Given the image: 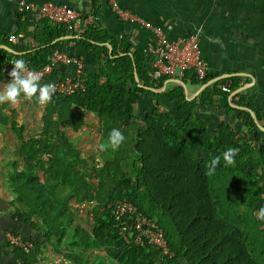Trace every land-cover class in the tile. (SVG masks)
I'll return each mask as SVG.
<instances>
[{
    "label": "trees",
    "instance_id": "obj_1",
    "mask_svg": "<svg viewBox=\"0 0 264 264\" xmlns=\"http://www.w3.org/2000/svg\"><path fill=\"white\" fill-rule=\"evenodd\" d=\"M22 14L15 12L17 31L22 28ZM67 34L77 35L73 42L79 50L99 58L100 73L85 72L81 91H55L43 105L39 132L24 137L22 125L10 121L19 141V160L3 161L1 175L20 205L13 209L16 221L38 228L46 239L71 226L68 248L85 252L83 256L73 252L76 264L87 260L96 264L95 259L101 264H264V221L258 219L264 207V130L259 128L264 127V114L238 93L227 99L235 82L204 86L191 98L177 84L154 91L167 77L151 78L142 53L126 37L95 25L76 33L45 18L35 21L32 45L6 39L8 34L0 29V78L6 75L1 66L9 61L22 59L29 69L42 66L52 51L63 50L69 39L60 37ZM105 42L108 48L102 45ZM64 73L58 63L41 83ZM181 80L184 84L205 81H196L189 72ZM138 94L158 96L141 117L133 110ZM197 102L215 108H230L229 102L241 106L235 110L245 130L237 132L220 121L209 134L204 121L191 114ZM80 110L97 116L99 144L107 141L113 128L125 137L115 151L102 152V164L88 165L59 129L64 124L76 130L83 122ZM229 147L239 150L233 165L223 160ZM218 156L215 172L206 174ZM71 198L93 203L88 232L72 223ZM121 201L155 222L165 252L131 240L132 214L114 211ZM21 236L34 248L39 244ZM11 246L17 260L30 264V249Z\"/></svg>",
    "mask_w": 264,
    "mask_h": 264
},
{
    "label": "crops",
    "instance_id": "obj_2",
    "mask_svg": "<svg viewBox=\"0 0 264 264\" xmlns=\"http://www.w3.org/2000/svg\"><path fill=\"white\" fill-rule=\"evenodd\" d=\"M17 1L0 0V29H4L8 36H12L11 41L17 42L20 45H32V33L37 19L35 11L33 9L23 11L20 20L22 28L17 31L18 25L14 18L15 12L18 10ZM24 1L34 4L44 1L62 3L74 10L80 11L84 21L80 25L79 32L85 26L95 25L97 29H105L118 38L126 37L142 53L147 68L156 53L153 34L134 20L124 21L117 18L109 7V0ZM112 1H115L120 7L129 10L138 18L153 25H158L163 35L168 39L194 33L197 38L200 55L205 64L206 81L209 82L207 86L210 88L212 84H215L224 87L229 82H235L236 86H229L232 89L227 95V99L229 100L230 96L234 95V93H238L239 96H243L250 102L259 113L264 114V0ZM60 38L61 40L69 39V41L63 44L62 49L66 52L76 53L82 58L84 72L100 73L99 65L101 62L99 58L89 53H84L75 46L73 39L77 38V35L72 36L67 34ZM102 45L107 48L109 47L106 42ZM60 66H62L64 74H71L73 72L74 66L71 63L60 64ZM10 79V76L7 75L0 78V90H3L5 84L10 82ZM170 82V85L174 84L172 81ZM165 84L167 86V82L163 86ZM185 88L186 98L196 95L198 93L197 90H199L192 83L189 85L185 84ZM138 101H141L140 98H137L133 104L134 113L138 106ZM32 103H35L32 99L26 100L21 95L15 105L4 103L6 105L5 108L4 104H0V113L2 111L7 114L9 113L5 115L2 112L0 118L3 117L2 120L5 124L8 121L10 123L11 120L17 123L16 120L22 119V116L26 114L27 105L32 106ZM229 105L230 108L212 107L216 111V114L213 115L215 120H225V115H235L238 117V111L235 109H241V106L234 107L232 102H229ZM1 108L4 109L1 111ZM242 109L247 111L246 108ZM79 112L82 114L83 122L76 130L68 127L73 133L81 126L87 125L89 119H93V113L83 110ZM10 114H15L16 117L14 119L10 118ZM4 116H7V118L4 119ZM96 120L97 123L95 125H97L98 130V118ZM239 120L243 122L242 117L236 119L237 123ZM241 122L238 124H241ZM13 135L15 136L14 133ZM11 142L13 140L7 141L4 139L0 141V149H2L0 152L1 163L17 159L15 147H17L19 141L17 140L14 143V151L11 148ZM0 168L2 169V167ZM2 188L4 189V195L3 199L0 200V264H11L16 259L12 246L3 236V232L8 229H13L21 235L29 237L34 242L39 241V244L35 248L31 244L28 248L31 251L29 255L31 257L30 264H76L72 256L73 252H77L79 256L81 254L83 256L85 252L83 251L82 253V249L75 247L69 249L62 245V242L59 243L57 239L62 234L58 237L46 239L42 237L38 228L30 227L22 221H16L13 210L6 209L8 206L11 207V199L7 188ZM12 204L19 208L16 202H12ZM70 209L72 211V223H74V220L77 222L80 217L74 213L72 205ZM92 252L100 251L92 250ZM84 264H90V262L87 260Z\"/></svg>",
    "mask_w": 264,
    "mask_h": 264
},
{
    "label": "built area",
    "instance_id": "obj_3",
    "mask_svg": "<svg viewBox=\"0 0 264 264\" xmlns=\"http://www.w3.org/2000/svg\"><path fill=\"white\" fill-rule=\"evenodd\" d=\"M108 4L117 18L124 21L134 20L153 34L156 53L151 59V62H149L147 68L151 78L158 79L161 77H168L167 79H164L162 83L172 81L174 84L181 85V77L184 76L186 72H189L198 82L204 79L206 74L205 64L200 55L197 38L194 33H189L185 36L174 39H168L163 35L161 28L158 25H153L138 18L129 10L120 7L115 1L109 0ZM17 5L23 10L33 9L37 18H45L53 24H63L67 30L72 29L76 33L80 30V25L82 23L81 13L68 5L52 3L49 1L34 4L24 0H18ZM11 38V35L7 37L9 40ZM58 63L73 64V72L71 74H65L63 77H51L44 82L54 84L56 91L64 94L83 90V77L85 72L83 71L82 58L80 56L71 55L65 50L52 51L48 57V62L36 69L27 68L30 71L38 72L42 78H45ZM13 67L12 61H9L1 66V71L9 76ZM134 208L135 207L132 204L124 201H121L114 206L116 214H124L125 212L132 214V228H134V232L131 240L138 245L147 243L155 247H161L162 252H165V241L162 237V231L160 228L152 219L139 214ZM3 236L9 244L18 246L25 252L30 246V242L23 238L19 233H13L6 230L3 232ZM12 264L26 263L20 259H16Z\"/></svg>",
    "mask_w": 264,
    "mask_h": 264
},
{
    "label": "rangeland",
    "instance_id": "obj_4",
    "mask_svg": "<svg viewBox=\"0 0 264 264\" xmlns=\"http://www.w3.org/2000/svg\"><path fill=\"white\" fill-rule=\"evenodd\" d=\"M81 19H82V21H84L83 15H82ZM167 84H168L167 86H169L171 84V82L168 81ZM186 85H189V83H186ZM181 87L183 88L182 85H181ZM197 92H198V90H197ZM184 94H185V92H184ZM146 96L147 97L142 96V94L137 95V98H140V100H141V101H138V104H137L138 106L135 109V115L138 117H141L143 115V112H144L143 110L150 107L152 105L153 101H155L158 98V96H156V95H154V96L146 95ZM212 99H215V96H213ZM5 108H6V105H5ZM42 108H43V105H40L38 102H35L34 104L32 103V106L27 105V108L25 111L26 114L22 116V119L21 118L18 119L19 121L16 120L17 123L22 125L21 133L24 137H26L27 135H30V134L31 135L35 134V132L36 133L39 132L40 127H41V118L40 117H41V113H42ZM2 109H4V108H1V111H2ZM1 113H0V116H2ZM3 113H5V112H3ZM8 114L5 113V115H8ZM191 114L198 117L202 121H204V123L206 124V130L209 134H213V130L215 129L216 124L219 123L220 121L227 122L237 132H243L245 130L243 122H241V120H239L241 122V124H238L240 122L238 121V123H237V121H236V119H240L241 117H239V116L236 117L235 115L234 116L233 115L232 116L231 115H225L226 116L225 120L217 121V120H215V118L213 116L216 114V111H214V109L212 107H210L209 105H206L202 102H200V103L197 102L195 104L194 109L191 112ZM15 117H16L15 114H13V115L10 114V118L14 119ZM92 117L94 120L97 119V118H95L97 116H95L94 114L92 115ZM5 118H7V116H4V119ZM219 118H220V116H219ZM93 119H89V122L87 125H85L83 127L81 126L74 133L68 127L64 126V124L59 125L60 131L67 137V139H69L71 142H74L73 146L79 149L80 156L82 158H84L89 163L88 165H90L91 167L96 165V164L97 165L102 164V162H103V160H102L103 153L98 148V145H99L98 130H97V125H95L97 123V120L94 121ZM0 122H1L0 123V141L4 140V139L7 141L13 140V142H11V144H12L11 148L14 151V147H15L14 143H16L17 140L15 139V136L13 135V132L11 131V129L8 125L9 121H8V123H6L7 125L5 124V122H3L2 119H0ZM248 140H249V138H248ZM250 142L252 144L255 143L253 141H250ZM1 150L2 149H0V152H1ZM15 150H16V147H15ZM17 159L19 160V157ZM2 166H3V164L0 162V167H2ZM86 170L90 171L89 166L87 167ZM0 171H2L1 168H0ZM6 184H7V182L4 180L3 176L0 175V200L3 199V195H4L3 194L4 189L2 187L5 188ZM7 191L9 193V197L11 199L10 201L14 202L13 201V195L10 193L8 188H7ZM69 203H70V206L72 205V208L74 209V213L80 217V219H78L77 222L74 220V223H73L74 226L78 227L79 229H84L86 232H88L91 228V225H92L91 205L93 203L92 202H85V201H81L79 203L78 202L76 203V202H74L73 198H71L69 200ZM10 205H11V207L8 206V208H6V209H10V211H12L15 206L13 204H10ZM17 205L20 207L19 204H17ZM71 229H72L71 226L65 227V230H63V232H62L63 234L61 235V237L59 239H57V241H59V243L62 242L61 244L64 245L65 247H69L66 244V240L70 239L69 237L71 235ZM94 262L96 264H101L99 262V259H95Z\"/></svg>",
    "mask_w": 264,
    "mask_h": 264
},
{
    "label": "clouds",
    "instance_id": "obj_5",
    "mask_svg": "<svg viewBox=\"0 0 264 264\" xmlns=\"http://www.w3.org/2000/svg\"><path fill=\"white\" fill-rule=\"evenodd\" d=\"M18 10L24 11L19 6ZM13 66L14 67L12 71L9 73V76L11 78L10 82L5 84L3 90H0V104L10 103L12 105H15L21 95H23L26 100H31L33 97H35L40 105H46L52 100L53 94L56 91V87L54 84L41 83V75L38 72L28 70L26 62L22 59L15 60L13 62ZM204 79L205 81L203 83L192 84L196 85L197 88L201 90L209 83L206 81V74ZM182 84L185 87V84L183 82ZM163 85L164 83H162L160 87L154 88V91H159V89L161 90L166 86V84L165 86ZM200 90H198V92ZM124 140L125 137L123 133L120 130L113 128L108 135L107 141L105 143L99 144L98 148L102 152L107 151L109 148L115 151L119 148ZM238 151L239 150L237 148L229 147L223 153V160L225 161L226 165H233L235 163L234 157L238 154ZM219 163L220 157L218 156L210 162L206 174H213ZM258 219L264 221V207L260 208Z\"/></svg>",
    "mask_w": 264,
    "mask_h": 264
},
{
    "label": "water",
    "instance_id": "obj_6",
    "mask_svg": "<svg viewBox=\"0 0 264 264\" xmlns=\"http://www.w3.org/2000/svg\"><path fill=\"white\" fill-rule=\"evenodd\" d=\"M181 85L183 86V91L186 92V89L184 88V85L181 83ZM154 90V89H153ZM259 128L263 129L264 130V127H260Z\"/></svg>",
    "mask_w": 264,
    "mask_h": 264
}]
</instances>
